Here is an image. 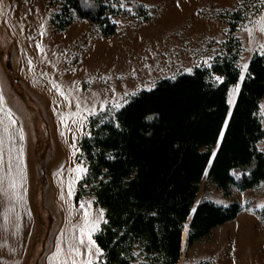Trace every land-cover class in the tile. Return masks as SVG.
Instances as JSON below:
<instances>
[{
  "label": "rangeland",
  "instance_id": "rangeland-1",
  "mask_svg": "<svg viewBox=\"0 0 264 264\" xmlns=\"http://www.w3.org/2000/svg\"><path fill=\"white\" fill-rule=\"evenodd\" d=\"M48 1L0 0V108L10 109L16 120L15 141L27 172V249L21 264L73 259L82 264L89 248L94 264L102 259L94 236L105 221L104 209L93 195L78 193L86 175L78 166L87 170L80 143L90 133V119L114 115L162 78L210 67L223 52L232 11L240 8L232 32L241 45L239 78L227 93L230 110L240 67L254 52H264V0H120L112 18L116 31L108 37L77 17L56 31L51 14L57 9ZM216 76L209 74L217 82ZM258 114L263 136L257 148L264 153V96ZM206 172L195 204L235 200L241 210L208 237L186 244L176 264H264V186L231 188L226 196Z\"/></svg>",
  "mask_w": 264,
  "mask_h": 264
},
{
  "label": "trees",
  "instance_id": "trees-1",
  "mask_svg": "<svg viewBox=\"0 0 264 264\" xmlns=\"http://www.w3.org/2000/svg\"><path fill=\"white\" fill-rule=\"evenodd\" d=\"M56 31L74 18L93 24L102 37L115 33L120 0H49ZM242 10L232 11L223 52L211 67L162 78L133 95L114 115L90 119L80 146L87 172L78 193L93 195L105 221L94 240L102 259L94 264H176L186 225V244L208 237L234 219L241 205L210 199L195 204L207 178L224 195L231 188L264 186L263 136L258 114L264 96V54L254 52L229 110V86L239 78L240 41L232 32ZM264 53V52H263ZM223 76L212 81L209 74ZM216 148L213 150V148ZM77 193V194H78ZM135 253L136 255H133Z\"/></svg>",
  "mask_w": 264,
  "mask_h": 264
},
{
  "label": "crops",
  "instance_id": "crops-1",
  "mask_svg": "<svg viewBox=\"0 0 264 264\" xmlns=\"http://www.w3.org/2000/svg\"><path fill=\"white\" fill-rule=\"evenodd\" d=\"M0 109V264H21L27 249V172L15 141L16 123H10L15 118Z\"/></svg>",
  "mask_w": 264,
  "mask_h": 264
},
{
  "label": "snow or ice",
  "instance_id": "snow-or-ice-1",
  "mask_svg": "<svg viewBox=\"0 0 264 264\" xmlns=\"http://www.w3.org/2000/svg\"><path fill=\"white\" fill-rule=\"evenodd\" d=\"M262 31H264V29H262ZM249 34H251V30H250V29H249ZM262 54H264V53H262ZM209 66L211 67V65H209ZM247 71H248V64H247V63H244V64L242 65V67H240V79H243V78H244V75H245V73H247ZM215 79H216L217 81H219V82L222 83L223 80H224V77H223V76H216ZM235 87H236V89L238 90V89H239V83H237V84L235 85ZM62 94H63V93H62ZM0 100H2V96H0ZM229 103H232V101H229ZM8 115H9V117L12 116V113H11V110H10V109L8 110ZM10 123H11V124H15L16 121H15L14 119H12V120H10ZM5 132L8 133V137H7V138H8L9 140H11V139H12V136H11V134H10L9 129H8V128H5ZM20 138H21V139L24 138V137H23V133H22V131H21ZM2 144H3V138L0 137V145H2ZM86 171H87V170H86L85 168H83V166H78V172H79L80 174H84V173H86ZM13 186H14V185H13ZM69 194H71V192H70ZM82 207H83V205H82ZM87 215H88V213L85 212V216H86V217H87ZM101 216H103V210H101ZM97 224H98V222H97ZM95 227H96V225H93V227L89 230V243H90V244H93V245L95 244V242L91 240V232L95 230ZM83 231H84V230L81 229L82 236H81L80 243H83ZM71 251L74 252V253H75L76 255H78V256H79V255H82V253L80 252V250H79L78 248H72ZM101 251H102V250H100V249L97 247L96 252H97L98 255L101 254ZM133 255H136V254L133 253ZM71 264H76L75 259L72 260ZM82 264H93V259H92V249H91V248L88 249V259H87L86 261H82Z\"/></svg>",
  "mask_w": 264,
  "mask_h": 264
},
{
  "label": "bare ground",
  "instance_id": "bare-ground-1",
  "mask_svg": "<svg viewBox=\"0 0 264 264\" xmlns=\"http://www.w3.org/2000/svg\"><path fill=\"white\" fill-rule=\"evenodd\" d=\"M186 245V230L183 229L180 239V251H183Z\"/></svg>",
  "mask_w": 264,
  "mask_h": 264
}]
</instances>
